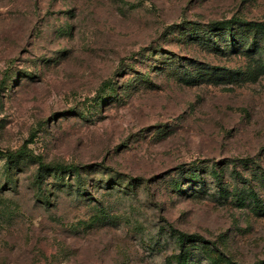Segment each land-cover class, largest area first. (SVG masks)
<instances>
[{"label": "rangeland", "instance_id": "374dc122", "mask_svg": "<svg viewBox=\"0 0 264 264\" xmlns=\"http://www.w3.org/2000/svg\"><path fill=\"white\" fill-rule=\"evenodd\" d=\"M249 21L264 0H0V264H264Z\"/></svg>", "mask_w": 264, "mask_h": 264}, {"label": "trees", "instance_id": "16d2710c", "mask_svg": "<svg viewBox=\"0 0 264 264\" xmlns=\"http://www.w3.org/2000/svg\"><path fill=\"white\" fill-rule=\"evenodd\" d=\"M236 19H231L228 21H222V22H217L214 24V26L217 27V30H222V29H226L228 27H230L231 25L234 24V22H236ZM244 28L249 31V32H253L254 34H261L264 36V21H249V22H244ZM255 66L258 70H260L261 73H264V59H260L258 61L255 62ZM25 156L26 158H34L33 154L30 153V151L27 148H22L20 151H18L15 154H12V156H15L14 158L18 157V156ZM43 164V163H41ZM50 166V165H47ZM70 167L66 166V165H59L56 166L55 169H60V170H65V169H69ZM41 185V184H40ZM256 200H258L257 197H255ZM178 264H187L186 261L181 257L179 260Z\"/></svg>", "mask_w": 264, "mask_h": 264}]
</instances>
